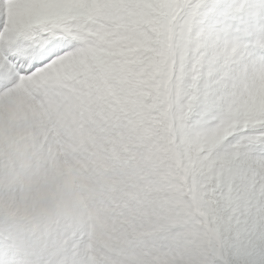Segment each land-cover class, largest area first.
Returning a JSON list of instances; mask_svg holds the SVG:
<instances>
[{
    "label": "rangeland",
    "instance_id": "obj_1",
    "mask_svg": "<svg viewBox=\"0 0 264 264\" xmlns=\"http://www.w3.org/2000/svg\"><path fill=\"white\" fill-rule=\"evenodd\" d=\"M68 3L71 10L83 0ZM180 3L154 0L146 22L155 28L159 9L171 4L178 14ZM99 56V50L85 46L49 66L59 79L57 88L38 86V98L27 95L26 77L12 92H0V166L15 163L54 177L64 193L47 226L52 236L47 250L40 253L23 239L13 243L0 234V264H66L70 254L76 264L95 261L89 256L91 237L102 233L110 238V250L121 253L114 264H199L206 241L184 198L187 170L203 150L231 135L232 126L188 136L189 111L181 109L162 63L148 60L132 83L113 87L91 75ZM15 96L22 97L20 104L12 102ZM72 100L81 105L77 115L71 113L78 118L71 119L70 130L64 110ZM253 109H264L261 74L243 88L234 111L246 116ZM74 141L80 146L79 165L71 164Z\"/></svg>",
    "mask_w": 264,
    "mask_h": 264
},
{
    "label": "snow or ice",
    "instance_id": "obj_2",
    "mask_svg": "<svg viewBox=\"0 0 264 264\" xmlns=\"http://www.w3.org/2000/svg\"><path fill=\"white\" fill-rule=\"evenodd\" d=\"M153 3L83 0L68 10V0H0V92L85 46L100 52L91 75L113 87L148 60L162 63L189 111L188 136L232 126L187 170L184 198L206 241L199 264H264V109L234 111L264 75V0H181L178 14L159 9L155 28L146 22Z\"/></svg>",
    "mask_w": 264,
    "mask_h": 264
},
{
    "label": "clouds",
    "instance_id": "obj_3",
    "mask_svg": "<svg viewBox=\"0 0 264 264\" xmlns=\"http://www.w3.org/2000/svg\"><path fill=\"white\" fill-rule=\"evenodd\" d=\"M64 193L51 176L22 169L15 163L0 166V234L44 253L52 243L47 226L57 215Z\"/></svg>",
    "mask_w": 264,
    "mask_h": 264
},
{
    "label": "bare ground",
    "instance_id": "obj_4",
    "mask_svg": "<svg viewBox=\"0 0 264 264\" xmlns=\"http://www.w3.org/2000/svg\"><path fill=\"white\" fill-rule=\"evenodd\" d=\"M108 34H110V33H106V35H108ZM79 51V50H78ZM81 52V51H80ZM78 54V53H77ZM80 54V53H79ZM72 56V55H71ZM74 57V56H73ZM72 57V58H73ZM68 59V58H67ZM84 61H86V59H85V57H83L82 58ZM74 60V59H73ZM61 61V60H60ZM59 61V62H60ZM71 61V60H70ZM85 65V64H84ZM88 65V64H87ZM55 68H56V66H55ZM48 69H50V68H47V70ZM55 75V71L53 70V69H50V70H48V71H43L42 73L41 72H39V73H37V74H35L34 76H32V77H26V79H27V81H28V83H27V88H28V90H29V95H31V97H36V98H38V92H37V87L38 86H41V85H44V86H46V88H51V89H55V88H57V84H58V81L57 80H59V79H57L56 77H53ZM62 76V75H61ZM64 76V75H63ZM25 77H23L22 78V80L24 79ZM260 78V77H259ZM66 79H67V77H66ZM253 79V78H252ZM60 82V81H59ZM19 83V82H18ZM82 83V82H81ZM89 83V82H88ZM20 84V83H19ZM61 84V83H60ZM25 85V84H24ZM72 85V84H71ZM16 86V85H15ZM18 86V85H17ZM16 86V87H17ZM70 87V86H69ZM74 87H76V86H74ZM19 88H21L20 86H19ZM80 88V87H79ZM83 88V87H82ZM25 89V88H24ZM23 89V90H24ZM67 89V88H66ZM85 89V88H84ZM26 90V89H25ZM75 91V90H74ZM8 92H12V91H8ZM27 92V95H28V91H26ZM21 93V92H20ZM19 93V94H20ZM67 93V92H66ZM3 94V93H2ZM59 94H62V93H59ZM6 95V94H5ZM16 97V96H15ZM28 97V96H27ZM26 97V98H27ZM76 97H78V96H76ZM83 97V96H82ZM7 99V98H6ZM90 99V98H89ZM4 100V99H3ZM2 100V101H3ZM10 100V99H9ZM22 100V98L21 97H16V98H13V100H12V102H14V104L15 103H17V102H19V101H21ZM25 100V99H24ZM7 101V100H6ZM26 101V100H25ZM1 102V101H0ZM78 102V100H72L71 102H68V104L70 105V108H68V109H65L64 110V114L65 115H67V118L70 120V124H69V126L67 127V129L69 128L70 130H73L74 129V124H73V122L71 121V119H77L78 118V116H76L78 113H77V110H78V106H79V104L81 105V103H77ZM5 103V102H4ZM7 103V102H6ZM6 103H5V105H6ZM65 103V98L61 101V102H59V103H56V105H55V107H59L60 105H62V104H64ZM18 104H20V102L18 103ZM4 105V106H5ZM1 106V105H0ZM86 106V105H85ZM7 107V106H6ZM87 107V106H86ZM1 108V107H0ZM3 108H5V107H3ZM89 108V107H88ZM8 110V109H7ZM1 111H2V109H1ZM5 111V110H4ZM13 112V111H12ZM6 113V112H5ZM74 113V114H76V115H72V114ZM63 114V115H64ZM70 114H71V116H70ZM7 115H9V112H8V114ZM5 118V117H4ZM18 118V117H17ZM5 119H7V118H5ZM6 132V131H5ZM12 134V133H11ZM72 135V134H71ZM20 144V143H19ZM77 145V143L74 141V143H73V145H71V146H69V154L71 155V159L73 160L72 162H71V164L73 165V164H75L76 163V165H79V161L81 160V156H80V151H79V147H77L76 146ZM78 156V157H77ZM83 162V161H82ZM55 163V162H54ZM84 163V162H83ZM46 165V164H45ZM61 176V175H60ZM81 243V242H80ZM82 244V243H81ZM102 263L103 264H106L105 263V261H102Z\"/></svg>",
    "mask_w": 264,
    "mask_h": 264
}]
</instances>
